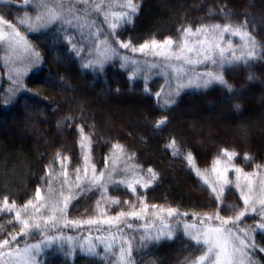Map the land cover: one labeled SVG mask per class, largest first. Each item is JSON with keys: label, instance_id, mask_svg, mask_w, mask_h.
<instances>
[{"label": "rangeland", "instance_id": "374dc122", "mask_svg": "<svg viewBox=\"0 0 264 264\" xmlns=\"http://www.w3.org/2000/svg\"><path fill=\"white\" fill-rule=\"evenodd\" d=\"M90 1L88 0V2ZM113 1L114 7L111 10L107 8L108 12L128 11L118 6L124 3L125 0ZM57 2L56 0H49V3L53 5ZM102 2L103 0H92L93 5ZM134 3L137 6L139 5L137 0H134ZM160 6H162L160 3L156 4L157 8H160ZM39 11L36 7V0H27V3H24L23 7L18 9L17 6L9 5L6 0H0V16H3L10 24L15 25L19 29L28 45L25 48L23 45L10 43L9 34L6 32L4 33L5 38L0 40V135L5 132L10 133V136H2L8 139L19 137V141L31 144L35 150L47 149L49 153L54 154L58 158L60 168L56 169L54 167L51 173L45 176L44 182L38 190L47 199L49 187L58 195L61 185H63L64 195L72 196L64 213V219H61V221L68 223L74 220L79 224L91 225L87 221L102 216V207L106 203L107 208L110 207L109 211L111 213H114L117 209H124V207H126V210L128 208L131 211L132 208L129 205L134 206L136 211L139 212L144 207L141 203L142 197L139 194L138 198L137 196L134 198L138 202L136 200L130 201V199L127 201V199H118L112 194L110 196L99 185L88 184L92 176L91 165L95 166L97 174L114 172V175L123 174L126 179L130 180L139 173L142 180L150 182L156 180L152 179L148 169L141 166L130 147V139L133 135L132 125L116 119L114 120V130L106 131V133H109L108 135L106 133L102 135L94 131L84 112L74 109V106L70 105L63 92L65 83L58 79L61 63L63 65L66 60H74L93 79L104 82L102 83L104 86L107 85L105 82H110L114 77L117 78L118 74L122 75L121 77L125 78L133 88L155 95L160 105L166 110H173L177 106L180 97L190 92H200L207 95L211 100L230 97L227 95L230 92L220 84H212L207 88L185 86L181 87L178 96L172 97V93L177 87L176 74L171 67H166V62L162 57L155 54V50L151 54L148 50L144 53L137 52L136 57H131L139 61V65L129 64L122 66V61L119 57L123 55L116 50L117 57L107 61L102 70L97 67L86 68L84 65L89 60L95 59L99 52L100 46L96 37L95 25L91 23L85 28L76 22L71 25L57 22L48 25L46 28H29L19 23V20L23 19L27 14V16L32 18L34 24L35 17L39 14ZM135 14H132L131 21L127 22L119 19L115 22L111 20L112 23L117 24V28L113 29L116 38L122 39L129 31L128 29L133 26ZM109 17L111 16L109 15ZM228 22L240 24L246 22L247 28L245 30L255 37L256 42H258L257 49H262V52L255 59L249 58L247 62L237 61L234 64H225L223 68L225 79L228 83H233V89L236 88V94L238 95L248 91H261L264 89V0H213L205 2L199 9L189 12L185 22L181 24V28L173 36L175 38L174 41L179 44L180 39H184V32L180 30L186 29L188 26L196 30L202 25H224ZM106 25L110 26V23L107 22ZM99 26L101 27L99 28V39H105V30L102 25L99 24ZM4 28V31L10 32L9 28L6 26ZM153 29L155 28L152 26L151 30ZM69 35L72 37L73 42L76 43V46L82 49L79 54L68 43L67 37ZM232 38L238 40L234 49L239 55V50L243 47V41L239 37L231 36L229 33L225 34L226 41L233 42ZM94 40L97 41L95 46L93 44ZM152 40L164 41L166 39L160 40L155 35L149 34L144 39L138 40V42L132 41L131 44L139 48L140 45ZM36 53H39L41 61L44 63L42 68H38V64H31V61L35 59ZM225 55L230 56V53L226 52ZM184 67L188 77L182 75L180 80L182 85L187 83V78H190L193 72L205 73L219 70L218 65L214 66L210 62ZM133 71H136L135 78H133ZM18 72H23L24 75L18 77ZM250 76L252 79H249ZM19 81L23 82V88L19 87ZM157 93H159V96H157ZM170 97L175 99V103H166V100H169ZM217 119L220 120L221 117L219 119L217 116ZM191 123L193 122L189 121V124ZM225 123L227 122L225 121ZM195 124L193 127L189 126V130L174 135L165 145L171 181H181L186 186L193 199H195L193 204L200 216L211 215L218 210L222 216H233L234 212L231 210L225 211L224 205L230 208L234 206L237 210H242L245 205L243 197L240 196V190L235 187L234 183L226 186L223 193L224 204H221L211 191V186L206 185L203 179L197 176L195 168L188 163L187 154L190 152L193 156L194 154L200 156L196 160L198 162L196 167L202 172L207 170L210 180L215 176V173H211L210 169L217 158H223L224 149L235 151L238 154L233 164L235 167L244 169L245 173L259 172V176H264V165L258 169L257 166L259 165L253 162L245 147L230 131L223 130L221 124L211 125L207 130L197 125V123ZM111 125H114L113 121ZM111 125L106 127L112 128ZM81 127H83V132L80 131ZM13 134L16 136H13ZM83 136L89 137L91 141L90 153L87 147L81 148ZM105 137L108 138L110 145L107 152L102 154L100 146ZM173 139L176 141L178 149L175 155L171 147ZM117 143L124 147L125 152L118 154L119 158L109 159V157L113 156ZM64 152L67 156L68 154L69 156L75 155L74 157L78 156L79 159L77 162L72 163L70 168L72 169L70 173L72 172L73 175L67 177L62 175L66 161L63 160V164H61L60 156L64 158ZM86 155L89 156L87 164L89 167L88 174L85 171L84 157ZM245 157H251V159H245ZM77 175L81 178L79 182L76 179ZM235 176L234 171L229 172L230 180L234 181ZM257 179L259 180V177ZM77 183H79V187L76 186ZM69 185H72L71 189H69ZM139 185L141 186L142 184ZM36 192H31L30 195L32 197L29 201H32L39 208L41 201L36 199ZM115 200H118L119 203H113ZM126 201L127 205L130 201L128 206L125 205ZM152 205L155 204H150L147 213L143 216L157 217V210L151 207ZM159 207L161 210L170 208L165 204ZM3 211V206H0V213ZM257 211L259 212L258 205ZM6 213L10 218L16 220L15 209ZM252 213L254 212L249 211L244 217ZM48 215L50 213L47 208H40L39 212L33 214V217L39 220L47 218ZM165 215L163 211L160 212V217L163 218V221ZM22 217L29 218L23 212ZM157 222L158 224H155V228H152V225L148 226V232L145 231L144 227L129 237L132 240V250L137 255H145L155 248L162 249L164 255L160 259L150 261L148 264H190L191 260L198 258L202 254L204 246L196 245L190 239L184 230V225L175 224V222H161L160 224L159 221ZM164 224L171 226V237L164 235ZM217 224H219V221H217ZM241 228L250 227L242 225ZM158 229L161 230L158 239H143L149 233L151 236H156ZM55 242L57 241L53 243ZM85 243L91 244L92 241ZM36 244L41 245V250L36 255L38 264H41V255L47 248L46 246L51 245V243L41 242ZM252 264H254L253 261Z\"/></svg>", "mask_w": 264, "mask_h": 264}, {"label": "trees", "instance_id": "16d2710c", "mask_svg": "<svg viewBox=\"0 0 264 264\" xmlns=\"http://www.w3.org/2000/svg\"><path fill=\"white\" fill-rule=\"evenodd\" d=\"M209 1L213 0H137L139 5L133 26L128 29L129 31L122 39L116 38L111 28V20L115 22L117 19L109 16L107 19L105 18V12H108L107 5L109 2L114 3L113 0H103L101 3L103 10H89L88 16L92 24L95 25V30L101 28L99 24L102 25L105 30V39L121 55L131 58L136 57L137 52L121 48L119 41L138 42L149 34L155 35L160 40L169 37L175 40L173 36L179 31L189 12L199 9L202 4ZM62 2L65 6L73 5L74 11L81 15L84 14L88 6L93 5L92 0L88 2V5L80 0H62ZM159 3L163 7L157 8L156 4ZM107 22L110 23V26L106 25ZM152 26L155 29L151 30ZM182 40L183 38L179 43ZM231 40L235 47L238 40L236 38ZM261 52L262 49L256 47V56ZM43 65L44 63L41 61L37 67L42 68ZM58 75V79L65 83L63 92L68 102L72 107L74 106V109L84 112L94 131L104 135L103 133L106 131L114 130V120L116 119L132 125L133 135L130 139V147L141 166L145 169H152L157 174L156 180L150 182L147 189L142 185H136L135 193L126 184L119 183L126 179L123 174L105 173L106 179L101 183L106 184L110 196L112 194L118 199L136 200L134 198L135 196L138 198L139 194L142 197V205L146 199L148 205L153 203L162 206L165 204L178 210L179 215L172 217L165 215L163 222H175V224L182 225L193 222L199 224L200 221L197 220V217H204L197 212L193 204L195 199L186 186L181 181H171L165 153V145L169 139L182 131L189 130V126L193 127L197 123L207 130L211 125L221 124L224 127H222L223 130L230 131L245 147L255 164L264 165V89L243 92L238 95L235 88L233 92L227 94L230 97L217 100H211L200 92H190L180 97L173 110H166L160 105L155 95L133 88L119 74L117 78L114 77L110 82H105L107 85L104 86L102 85L104 82L93 79L77 62L66 60L63 65L61 63ZM236 95H238L237 98H235ZM236 104L240 105L239 110L235 108ZM217 116L219 119L221 117L222 120H220L223 122L218 120ZM164 118H166V124L156 127L158 121ZM112 121L114 125H111ZM189 121L193 123L189 124ZM107 125H111L112 128H107ZM2 135L10 136L11 134L5 132L0 135V206L7 198L9 203L16 204L22 209L32 197L31 192L37 191L43 184L49 170H53L54 167L60 168L59 160L47 149L38 151L31 144L19 141V137L8 139ZM13 136L16 135L13 134ZM109 145L110 142L105 137L100 146L102 154L107 152ZM63 155L64 158L59 155L62 161H66L63 172L66 171L67 176L73 175L72 172L70 173L72 170L70 168L72 163L79 160L78 156H69V154L67 156L65 152ZM193 157L195 165L198 166L196 160L200 156L194 154ZM86 168L88 174L89 167L86 165ZM110 174L112 179L108 180L107 177ZM140 175L137 173L135 177L141 178ZM127 201L125 205H127ZM136 201L138 202V200ZM109 210L110 207L107 208V203L104 204L102 216L94 218L93 221L97 222L91 225L73 223L74 220L68 223L61 220L58 223H47V218L38 220L34 217L36 221L41 222L40 228L33 227L27 233H23L19 221L13 220L3 211L0 213V240L9 238L10 234H16L17 243L21 248L41 242L51 243L46 246L47 248L41 255V264H119L118 248L121 236L125 240L130 239V235H134L145 225L158 224L157 221L160 224L161 219L155 216H143V218L138 216L136 218H121L117 223L115 217L119 212H129V209L126 210L124 207V209H117L114 213ZM185 212L188 213V216L182 215ZM106 219L110 222L105 223ZM210 223L218 225L215 220ZM261 223H264V215L257 211L244 217L237 225L238 228L245 225L253 230L255 247L249 249V254L254 264H264V229L259 228ZM129 224L132 225L131 228L128 227ZM112 236H115L116 239L113 247L108 249L104 241H108ZM53 237L55 239H51ZM54 241L57 242L53 243ZM87 241H92L91 244L96 250L95 254H89L85 250ZM163 253L160 248H155L145 255H137L132 250V264H148L152 260L160 259L164 255Z\"/></svg>", "mask_w": 264, "mask_h": 264}, {"label": "snow or ice", "instance_id": "6c2138e0", "mask_svg": "<svg viewBox=\"0 0 264 264\" xmlns=\"http://www.w3.org/2000/svg\"><path fill=\"white\" fill-rule=\"evenodd\" d=\"M85 5H88V0H82ZM27 3V0H25ZM118 6L127 9L128 11H109L105 12V18L107 19L110 15L115 19L122 21H131L132 14H135L138 10V6L134 3V0H125L124 3ZM36 7L40 10L39 14L35 17V23L33 24L32 18L25 15V17L19 20L21 25H26L29 28H46L50 24L68 23L72 24L76 22L81 27L87 28L92 21L89 19V10L101 11L103 10V5L97 3L95 5H90L86 8L83 15L74 11L73 5L69 4L65 6L62 0L53 5L49 3V0H36ZM108 9L111 10L114 5L109 2L107 5ZM10 29L9 42L17 45H23L25 48L28 47L25 37H23L19 29L10 24L3 16H0V40L4 37V27ZM112 29L117 28L116 23L111 24ZM247 28V23H232L228 22L224 25L213 24V25H202L196 30L193 27L188 26L183 29L184 39L181 43H177L171 37L164 41L152 40L151 42H146L139 46V48L132 46L131 41L123 42L119 41V45L123 49H131L132 52L144 53L146 50L151 52L155 50V54L162 57L166 62V67H171L176 74L177 87L172 93V97L178 96L181 87H192L197 88H207L212 84L223 85L228 92H233V86L228 83L225 79L223 68L225 64H234L235 62H247L249 58L255 59L256 53L255 49L257 47V42L255 37L245 29ZM229 33L231 36L239 37L243 41V47L239 50L240 54L237 55L236 50L231 41L225 40V34ZM100 32L96 29V37L99 43V52L95 59L89 60L87 64L84 65L86 68H94L102 70L104 64L107 61L115 59L117 57L116 49L107 39H99ZM195 38V39H193ZM68 43L71 45L72 49L79 54L82 49L76 46L73 42L72 37L69 35L67 37ZM97 41H93L95 46ZM229 52L230 56H226L225 53ZM119 59L122 61V66L124 65H139V61L130 58L129 56H121ZM41 62V57L39 53L35 54V59L31 61V64H39ZM210 62L212 65H218L219 70L208 71L205 73H195L191 74L190 78H187L186 84H181L180 80L182 75L188 77V73L185 72L184 66H195L202 63ZM26 71V70H25ZM24 75L23 72H18V77ZM136 71H133V78H135ZM249 79H252L250 76ZM19 87L23 88L24 84L19 81ZM159 96V93H157ZM170 97L166 100V103H175V99ZM235 108L240 109V105L236 104ZM166 118L160 119L156 127H160L166 124ZM83 132V127L80 129ZM87 147L88 152H91V141L89 137L83 136L81 140V148ZM171 147L173 148V154H177L178 149L176 146V141L173 139L171 141ZM125 149L122 145L117 143L115 145V152L113 156L109 159L119 158L118 154L124 153ZM238 154L235 151H229L227 149L223 150V158H217L214 165L210 169L211 173H215L213 179L210 180L208 171H201L196 167L194 163V157L192 153H188L186 159L188 163L195 168L197 176H200L206 185L211 186V191L215 194L217 200L221 204H224L223 193L229 184L234 183L235 187L240 190V196L243 197V203L245 207L242 210H237L234 206L229 207L224 205L225 211H233V216H222L219 214V210L211 215L204 217H197L200 221L199 224L185 223L184 230L187 235L192 239L196 245H203L202 254L190 261V264H252L251 256L249 254V249L255 247L253 230L250 228H238V222L243 219V217L249 212H257V205L259 206V211L261 215H264V176H259L257 173H245L244 169L240 167H235L233 164L234 159ZM245 159H251V157H245ZM85 164L89 162V156L84 157ZM61 164L63 161L61 160ZM261 166H257L259 169ZM92 176L88 181L90 185H99L107 192V187L105 183L106 177L104 173H96L95 166L91 165ZM79 171V170H77ZM85 171H88L86 168ZM234 171L236 176L235 180L229 179V172ZM151 174L152 179L157 178V174L152 170L148 169ZM51 173V169L49 170ZM64 177H67V172L62 173ZM259 177V180L257 179ZM77 181H80V176L77 175ZM108 180L112 179L111 174L107 177ZM119 183L126 184L127 187L131 189L133 193L136 192V185L142 184L145 189L149 187L150 181L142 180L139 177H133L128 180H121ZM79 187V183L76 185ZM72 185H69L71 189ZM47 199L41 194L40 190L36 192V199L41 201L39 208L32 201L28 203L21 209L19 206L13 203H9L8 199L5 198L3 201V210L6 212H12L15 209V218L19 221L22 226L23 233H27L31 228H40V223L34 219L33 214L39 212L40 208H47L50 215L47 216V223H58L61 219H64V213L68 208V202L72 198L71 195H64L63 185H61V190L59 194H55L51 187L48 188ZM113 203H119L118 200L113 201ZM133 208L132 211L125 212L120 211L118 216L115 217V221L118 223L121 218L127 217H141L147 213L149 205L146 202L144 207L138 212L135 207L129 205ZM151 207L157 210L156 215L163 223V218L160 217V212L163 211L166 216L172 217L179 215L178 210L175 208H168L161 210L158 205H152ZM31 209V211H29ZM22 212L28 215V219L22 217ZM183 216H188V213H183ZM195 215V214H193ZM112 219V218H110ZM30 220L32 221L30 223ZM219 221L218 225L210 223L211 221ZM97 221L88 220L87 223L92 224ZM109 221H105L108 223ZM73 223H76L75 221ZM129 228L132 227L131 224L128 225ZM155 224L152 228H155ZM259 228L264 229V223L259 225ZM145 231L148 232V226L145 225ZM157 230L156 236L146 235L143 239H158L159 232ZM163 232L165 236L171 237L172 230L171 226L164 224ZM51 239H55L54 237ZM71 239V238H69ZM116 237L112 236L108 241H104L106 248L111 249L115 242ZM132 240H125L121 236V243L119 245V264H132L131 254H132ZM41 250L40 244L25 245L23 248L17 243V235L10 234L9 238L0 240V264H38L36 259L37 253ZM85 250L89 254H95V247L88 243L85 245ZM7 257V259H5Z\"/></svg>", "mask_w": 264, "mask_h": 264}, {"label": "flooded vegetation", "instance_id": "af4514ba", "mask_svg": "<svg viewBox=\"0 0 264 264\" xmlns=\"http://www.w3.org/2000/svg\"><path fill=\"white\" fill-rule=\"evenodd\" d=\"M6 2L9 4V5H11V6H17V9L19 8V7H23V4L25 3V0H6ZM22 4V5H21ZM4 30H5V28H4ZM8 30H10V29H8ZM7 33V34H9L10 32H7V31H4V33ZM23 32V31H22Z\"/></svg>", "mask_w": 264, "mask_h": 264}]
</instances>
